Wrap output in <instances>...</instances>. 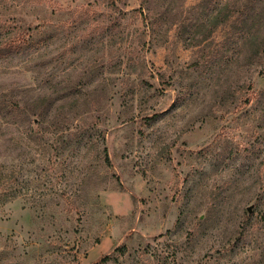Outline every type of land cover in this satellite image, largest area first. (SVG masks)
I'll list each match as a JSON object with an SVG mask.
<instances>
[{
  "label": "rangeland",
  "instance_id": "rangeland-1",
  "mask_svg": "<svg viewBox=\"0 0 264 264\" xmlns=\"http://www.w3.org/2000/svg\"><path fill=\"white\" fill-rule=\"evenodd\" d=\"M0 264H264V0H0Z\"/></svg>",
  "mask_w": 264,
  "mask_h": 264
},
{
  "label": "water",
  "instance_id": "water-1",
  "mask_svg": "<svg viewBox=\"0 0 264 264\" xmlns=\"http://www.w3.org/2000/svg\"><path fill=\"white\" fill-rule=\"evenodd\" d=\"M247 211H248V212L251 211V205H249V206L247 207Z\"/></svg>",
  "mask_w": 264,
  "mask_h": 264
}]
</instances>
